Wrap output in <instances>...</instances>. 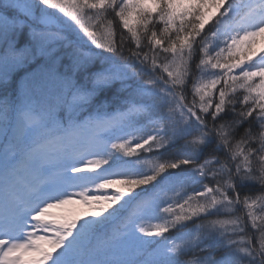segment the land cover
Returning a JSON list of instances; mask_svg holds the SVG:
<instances>
[{
  "label": "snow or ice",
  "instance_id": "1",
  "mask_svg": "<svg viewBox=\"0 0 264 264\" xmlns=\"http://www.w3.org/2000/svg\"><path fill=\"white\" fill-rule=\"evenodd\" d=\"M262 35L264 0H0V264H264Z\"/></svg>",
  "mask_w": 264,
  "mask_h": 264
},
{
  "label": "rangeland",
  "instance_id": "2",
  "mask_svg": "<svg viewBox=\"0 0 264 264\" xmlns=\"http://www.w3.org/2000/svg\"><path fill=\"white\" fill-rule=\"evenodd\" d=\"M242 49L245 52V54H250L251 52H256L259 53L261 49H264V35L258 36L255 38L254 42L247 47H244L242 45ZM112 190H109V194L111 193ZM77 208L79 211H88V208L82 204H78L74 206ZM58 210H53V212H56Z\"/></svg>",
  "mask_w": 264,
  "mask_h": 264
}]
</instances>
